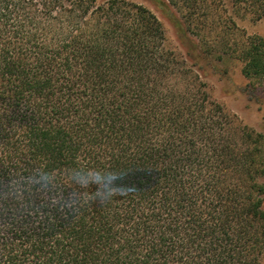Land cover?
I'll return each instance as SVG.
<instances>
[{
    "label": "trees",
    "instance_id": "1",
    "mask_svg": "<svg viewBox=\"0 0 264 264\" xmlns=\"http://www.w3.org/2000/svg\"><path fill=\"white\" fill-rule=\"evenodd\" d=\"M171 2L207 53L264 81V41L233 39L264 0ZM75 169L109 171L114 194L91 198ZM263 179L264 136L147 8L0 0V264H263Z\"/></svg>",
    "mask_w": 264,
    "mask_h": 264
},
{
    "label": "rangeland",
    "instance_id": "2",
    "mask_svg": "<svg viewBox=\"0 0 264 264\" xmlns=\"http://www.w3.org/2000/svg\"><path fill=\"white\" fill-rule=\"evenodd\" d=\"M96 1L100 4L109 0ZM124 1L151 11L162 24L166 50L191 74L199 77L211 100L221 105L242 126L264 136V81L245 77L243 64L234 56H223L220 59L216 53H207L203 43L189 32L183 15L171 0ZM234 21L239 30L233 32L234 40L245 33L264 41V19L256 21L251 15L242 13L239 17L234 16Z\"/></svg>",
    "mask_w": 264,
    "mask_h": 264
},
{
    "label": "clouds",
    "instance_id": "3",
    "mask_svg": "<svg viewBox=\"0 0 264 264\" xmlns=\"http://www.w3.org/2000/svg\"><path fill=\"white\" fill-rule=\"evenodd\" d=\"M110 177L111 173L109 171L97 169H75L69 173V178L80 188L86 189L90 185H95L97 190L91 198L102 202L114 194L113 190L107 186ZM84 195L87 198V193Z\"/></svg>",
    "mask_w": 264,
    "mask_h": 264
}]
</instances>
